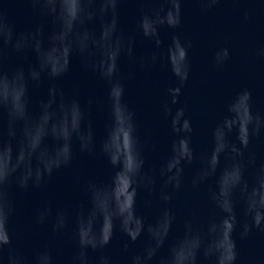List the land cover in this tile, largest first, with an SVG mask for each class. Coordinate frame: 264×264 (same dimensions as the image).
<instances>
[{"label": "water", "instance_id": "1", "mask_svg": "<svg viewBox=\"0 0 264 264\" xmlns=\"http://www.w3.org/2000/svg\"><path fill=\"white\" fill-rule=\"evenodd\" d=\"M0 264H264V0H0Z\"/></svg>", "mask_w": 264, "mask_h": 264}]
</instances>
